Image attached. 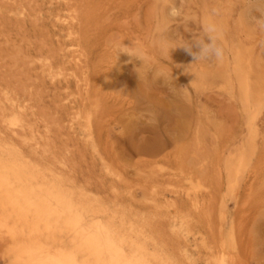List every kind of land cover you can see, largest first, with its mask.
Returning a JSON list of instances; mask_svg holds the SVG:
<instances>
[{"label":"rangeland","instance_id":"obj_1","mask_svg":"<svg viewBox=\"0 0 264 264\" xmlns=\"http://www.w3.org/2000/svg\"><path fill=\"white\" fill-rule=\"evenodd\" d=\"M262 94L264 0H0V264H264Z\"/></svg>","mask_w":264,"mask_h":264},{"label":"clouds","instance_id":"obj_2","mask_svg":"<svg viewBox=\"0 0 264 264\" xmlns=\"http://www.w3.org/2000/svg\"><path fill=\"white\" fill-rule=\"evenodd\" d=\"M175 9L171 11V15L175 16ZM205 40L196 44L198 51H193L191 48H185V51L193 57L194 60L201 61L215 57L217 60H222L224 57V49L218 43L219 28L212 19H205L202 25Z\"/></svg>","mask_w":264,"mask_h":264},{"label":"bare ground","instance_id":"obj_3","mask_svg":"<svg viewBox=\"0 0 264 264\" xmlns=\"http://www.w3.org/2000/svg\"><path fill=\"white\" fill-rule=\"evenodd\" d=\"M238 53V52H237ZM236 53V54H237ZM237 55H239V54H237ZM236 55V56H237ZM236 56H234V57H236ZM241 58V57H240ZM240 63V62H239ZM238 63V64H239ZM246 64V63H245ZM248 64V63H247ZM250 68V67H249ZM246 72V71H245ZM248 73V72H247ZM219 75V74H218ZM220 76V75H219ZM222 77V76H221ZM223 78V80H225V77H222ZM220 81H221V79H220ZM223 82V81H222ZM247 90H248V88H246ZM246 90V91H247ZM247 93V92H246ZM262 96L264 97V95L262 94ZM261 98V97H260ZM260 101H262V100H260ZM258 102V101H257ZM257 102H256V107H257ZM13 122H11V124H12ZM18 150V149H17ZM242 156H243V154H242ZM241 160V159H240ZM238 162V161H237ZM235 163V162H234ZM241 163V162H240ZM238 166V165H237ZM237 169H238V167H237ZM237 171V170H236ZM157 172V171H156ZM4 175V174H3ZM2 177V176H1ZM2 179V178H1ZM7 181H8V179H7ZM169 205V204H168ZM172 209V208H171ZM208 216V215H207ZM82 228V227H81ZM7 229V228H6ZM10 231V230H9ZM96 240V239H95ZM91 241V240H90ZM92 243V242H91ZM94 243V242H93ZM100 246V245H99ZM98 246L95 244L94 245V248H97ZM100 250V249H99ZM123 257V256H122ZM33 259V258H32ZM33 261V260H32ZM12 264H37V263H33V262H29V261H22L20 258H18V259H16L15 260V262L14 263H12ZM39 264H73V262H72V260H70L69 258H67V257H65V256H60V257H58V258H54V259H50V260H48L47 262H45V263H39Z\"/></svg>","mask_w":264,"mask_h":264}]
</instances>
